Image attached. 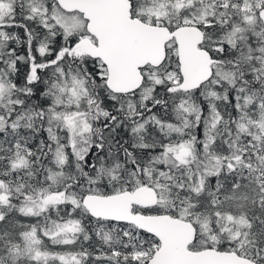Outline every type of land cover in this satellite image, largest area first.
Listing matches in <instances>:
<instances>
[{
  "label": "snow or ice",
  "instance_id": "snow-or-ice-1",
  "mask_svg": "<svg viewBox=\"0 0 264 264\" xmlns=\"http://www.w3.org/2000/svg\"><path fill=\"white\" fill-rule=\"evenodd\" d=\"M0 264H264V0H0Z\"/></svg>",
  "mask_w": 264,
  "mask_h": 264
}]
</instances>
